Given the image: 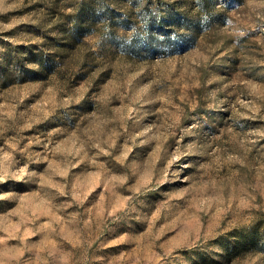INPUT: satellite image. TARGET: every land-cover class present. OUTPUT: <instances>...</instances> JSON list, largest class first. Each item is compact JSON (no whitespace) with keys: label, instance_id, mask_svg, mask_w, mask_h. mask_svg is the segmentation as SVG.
<instances>
[{"label":"rangeland","instance_id":"rangeland-1","mask_svg":"<svg viewBox=\"0 0 264 264\" xmlns=\"http://www.w3.org/2000/svg\"><path fill=\"white\" fill-rule=\"evenodd\" d=\"M0 264H264V0H0Z\"/></svg>","mask_w":264,"mask_h":264}]
</instances>
